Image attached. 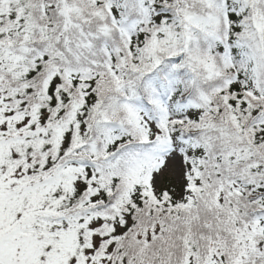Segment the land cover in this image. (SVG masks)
<instances>
[{"label": "snow or ice", "instance_id": "snow-or-ice-1", "mask_svg": "<svg viewBox=\"0 0 264 264\" xmlns=\"http://www.w3.org/2000/svg\"><path fill=\"white\" fill-rule=\"evenodd\" d=\"M0 264H264V0H0Z\"/></svg>", "mask_w": 264, "mask_h": 264}]
</instances>
